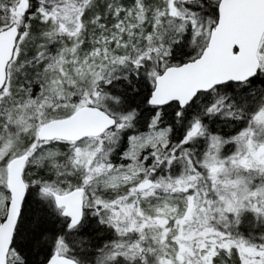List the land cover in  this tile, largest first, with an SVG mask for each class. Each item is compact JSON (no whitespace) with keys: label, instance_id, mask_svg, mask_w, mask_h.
Masks as SVG:
<instances>
[{"label":"snow or ice","instance_id":"obj_1","mask_svg":"<svg viewBox=\"0 0 264 264\" xmlns=\"http://www.w3.org/2000/svg\"><path fill=\"white\" fill-rule=\"evenodd\" d=\"M0 264H264V0H0Z\"/></svg>","mask_w":264,"mask_h":264}]
</instances>
